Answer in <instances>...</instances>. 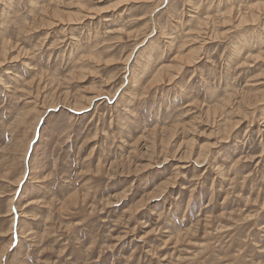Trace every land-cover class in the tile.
Masks as SVG:
<instances>
[{"label": "rangeland", "instance_id": "rangeland-1", "mask_svg": "<svg viewBox=\"0 0 264 264\" xmlns=\"http://www.w3.org/2000/svg\"><path fill=\"white\" fill-rule=\"evenodd\" d=\"M0 264H264V0H0Z\"/></svg>", "mask_w": 264, "mask_h": 264}]
</instances>
